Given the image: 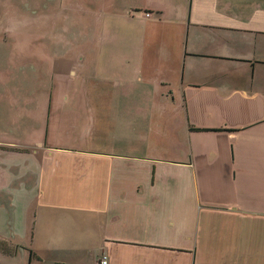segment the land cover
I'll list each match as a JSON object with an SVG mask.
<instances>
[{
	"label": "crops",
	"instance_id": "obj_1",
	"mask_svg": "<svg viewBox=\"0 0 264 264\" xmlns=\"http://www.w3.org/2000/svg\"><path fill=\"white\" fill-rule=\"evenodd\" d=\"M84 6L46 97L28 43L0 59V239L26 264H264V0Z\"/></svg>",
	"mask_w": 264,
	"mask_h": 264
},
{
	"label": "rangeland",
	"instance_id": "obj_2",
	"mask_svg": "<svg viewBox=\"0 0 264 264\" xmlns=\"http://www.w3.org/2000/svg\"><path fill=\"white\" fill-rule=\"evenodd\" d=\"M24 2V0H0V37L2 38L6 33H20V36L15 35L6 42L0 39V59L8 51L21 50L20 48L28 43V47L38 54L37 59L43 65L35 67V65L27 62L25 66L29 68V72L26 73V77L30 82H34V77H40L36 85L33 83L30 85V89L41 88L38 94L46 97L47 87H51L52 82L55 83L58 78L53 71L51 62L47 59H52L56 53L67 52L72 44L76 45L79 42L76 37L80 33H85L84 27L69 25L68 18L75 14L77 19L81 21L88 9H85L84 0H69L61 6H58L59 2L56 0H35L28 6L30 9L23 7ZM27 2L26 4H28ZM37 32H39L37 35L28 38V40L21 38L26 33ZM68 41L70 44L67 43ZM40 55H43L45 60H41ZM21 75L25 78V74L20 71L13 72V80H20ZM81 75L75 77L74 81L82 82L85 76ZM19 251L20 248L17 253ZM15 256L6 257V255L0 254V264L13 262L26 264V254L24 252L17 257Z\"/></svg>",
	"mask_w": 264,
	"mask_h": 264
},
{
	"label": "trees",
	"instance_id": "obj_3",
	"mask_svg": "<svg viewBox=\"0 0 264 264\" xmlns=\"http://www.w3.org/2000/svg\"><path fill=\"white\" fill-rule=\"evenodd\" d=\"M19 248H21V246L17 243H14L12 241H4L0 239V254L2 255L15 256ZM31 252L35 254L33 251Z\"/></svg>",
	"mask_w": 264,
	"mask_h": 264
},
{
	"label": "built area",
	"instance_id": "obj_4",
	"mask_svg": "<svg viewBox=\"0 0 264 264\" xmlns=\"http://www.w3.org/2000/svg\"><path fill=\"white\" fill-rule=\"evenodd\" d=\"M99 264H108L109 263V259H108V255H103L99 261H98Z\"/></svg>",
	"mask_w": 264,
	"mask_h": 264
}]
</instances>
